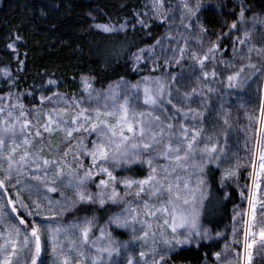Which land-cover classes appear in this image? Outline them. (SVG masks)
Here are the masks:
<instances>
[{"label":"snow or ice","instance_id":"6c2138e0","mask_svg":"<svg viewBox=\"0 0 264 264\" xmlns=\"http://www.w3.org/2000/svg\"><path fill=\"white\" fill-rule=\"evenodd\" d=\"M230 2L211 7L228 14L223 9ZM148 7L151 14H137L132 27L139 24L150 33L159 23L169 31L133 53L134 70L147 53L152 71L175 65L179 73L144 76L136 83L121 79L99 88L84 76L79 97L52 91L57 81L49 80L51 95L41 94L39 107L29 109L23 97L31 94L11 91L16 81L9 69H0L9 87L0 96V264H168L176 246L211 239L201 223L209 198L205 177L219 171L223 188L238 182L241 168L238 158L231 163L239 149L234 150L237 130L226 97L247 96L251 104L254 93L259 116H247L244 139L250 154L244 165L250 169L248 212L237 213L243 219L242 249L230 251L225 244L214 259L264 264V46L250 40L256 31L264 33V17L248 19V4H234L228 28L242 36H236L225 59L220 37L205 43L200 17L210 5L204 0H182L175 32L176 15L167 0H152ZM96 27L125 32L127 23ZM188 80L194 84L185 87ZM197 99L201 107L193 108ZM57 134L61 141L53 146ZM111 208L119 210L101 225L96 213ZM117 231L128 232L129 241L116 239ZM239 244L234 225L232 248Z\"/></svg>","mask_w":264,"mask_h":264},{"label":"trees","instance_id":"16d2710c","mask_svg":"<svg viewBox=\"0 0 264 264\" xmlns=\"http://www.w3.org/2000/svg\"><path fill=\"white\" fill-rule=\"evenodd\" d=\"M147 0H0V69L11 71L16 85L11 91L30 93L23 97L26 108H31V100L39 107L41 94L51 95L47 91L49 80L57 81L51 86L52 91H59L69 96L80 95L81 77L93 78L97 88L123 79L136 83L145 74L134 70L133 53L138 49L151 47L156 39L164 36L165 26L153 23L151 31L136 27L125 32L104 33L96 25L111 24L119 26L135 17L144 7ZM225 0H204L210 5L201 17L200 24L207 29V38L216 41L220 37L222 48L229 54V47L234 39L228 25L234 22L230 14L238 0H231L221 11L211 7ZM252 9V14L264 15V0H244ZM238 13L239 8H235ZM227 34V35H226ZM19 37V39H17ZM12 44L15 49L9 48ZM179 73L178 71H176ZM185 87L194 84V80L183 82ZM9 91V87L0 81V94ZM198 102V103H197ZM193 103L201 107L199 100ZM212 103L215 104L213 98ZM229 105L233 116V124L237 130L233 134L235 149L239 151L233 156L234 164L240 156L245 155L243 136L249 129V120L245 121V113L257 117V100L255 93L251 104L248 97L237 99L229 97ZM193 107V106H192ZM247 125V128L244 125ZM257 123H252L255 127ZM250 130L247 131V133ZM246 133V134H247ZM61 136L51 138L53 146L60 144ZM234 149V150H235ZM242 161H240L241 164ZM87 163V161H86ZM229 166V165H226ZM240 181L250 183L248 171L242 166ZM219 171L205 177L208 181V194L215 197L219 209L215 216L202 219L203 225L210 230L211 239H195L187 244L176 246L168 258V264H213L214 253L219 252L224 239L216 234L227 229L230 222L231 209L239 204V193L229 188L227 197L222 194L218 183ZM101 210L96 213L101 225L112 211ZM82 215V213H81ZM223 234H221L222 236ZM116 239L126 241V237L114 233ZM48 264L49 261H48Z\"/></svg>","mask_w":264,"mask_h":264},{"label":"rangeland","instance_id":"374dc122","mask_svg":"<svg viewBox=\"0 0 264 264\" xmlns=\"http://www.w3.org/2000/svg\"><path fill=\"white\" fill-rule=\"evenodd\" d=\"M167 2L169 4H171L172 9H173V11H174V13L176 15L175 24L173 25V29H172L173 32H175V30L180 25L179 10H180V8L182 6V0H167ZM151 3H152V0H147V2L144 5V7L137 14H143L145 12H149V15H150L151 13H150V9H149L148 6L151 5ZM137 14L135 15V17L133 19L125 22V23H127V29H133L132 25L135 23V21L137 19ZM201 17H200V20H201ZM262 17H264V15ZM125 23H123V24H125ZM117 27H119V26H117ZM136 27H141V26L139 24H136L134 28H136ZM179 30L180 31H183V29H179ZM168 31H169V28H168L167 25H165V33L168 32ZM194 31H198V29H194ZM165 33H164V35H165ZM237 35H241L242 36V33H236V32H234V39H233V41L235 40V38H236ZM250 40L253 43H255V45L257 47L264 46V33L260 32V31H256L255 33H253L250 36ZM210 42H212V41H210L209 38H207L205 40V43L206 44L207 43H210ZM232 44H233V42H232ZM192 46H193V49L194 50H196V51H199L200 50L199 48H197L195 46L194 43H193ZM237 47H239V45H237ZM13 49H15L14 46H13ZM222 49H224V48H222ZM156 51L159 52V48H157ZM147 55L148 54L145 53V59L139 64L138 69H137V70L143 72V74H145L144 76H160L162 73H166V72L177 73L176 71H178V72L181 71V67L180 66H175V65L172 66V67H170V68L160 67L156 71H152L153 64H152V61L147 58ZM223 55H224V58L225 59H229L231 57V55H232V45L229 47V54H226V51H225L223 53ZM132 64H133V59H132ZM182 67H183L184 70H187V64H184ZM218 74H219V76L221 78H223V76L225 75V73H218ZM2 80H3V77H2V75H0V81H2ZM219 86L220 85H213V87H219ZM6 94L7 93L0 94V96L6 95ZM226 100L229 102V97H226ZM174 102H176V101L174 100ZM196 102H197V100H196ZM35 104L36 103L33 100H31V105H32L31 108H33L34 106L37 107V105H35ZM215 104H216V100H215ZM191 106H193V108H200L196 104L195 105L192 104ZM244 116H245V121H247L248 120L247 119L248 113H245ZM41 122H43V121L41 120ZM258 126L259 125L257 123L255 127H258ZM244 127L247 128L246 123H245ZM235 134L236 133H234V135ZM246 135L248 137H251L253 135V133L250 130ZM244 139H245V135L243 136V143H244ZM235 144L236 143H234V145ZM249 147H251V144L249 145ZM234 149H235V147H234ZM249 157H250V154H248V153H245V155H243V157L240 156L239 162L242 161L241 162L242 166L247 165L249 163ZM69 159H71V158H69ZM225 167H228V166L225 165ZM241 171H242V169H239L238 182L228 181V182H226L225 187H223V188L220 187L222 189V191H223L222 194H223L224 197H227L228 196V193H229L228 191H229V188L230 187L231 188H234L239 193V200H240L239 204H237L236 206H234L231 209V212H230V222H229V225H228L227 229H225L223 232L220 233V234H223L221 236V238L224 239L223 244L221 246V249L219 251V252H222V253L224 252L225 244H228L229 245V250L230 251H235V250H238V249H242V243H243V219L241 218L240 215H237V213L244 214V213L248 212V204H247L246 197L248 196L247 188L250 186V183L248 185V184H245L242 181H240V173H241ZM220 175H221V173L219 172V176H218L219 186H220ZM241 193H243V197L241 196ZM57 198H58V196H57ZM218 209H219V206H218V203H217L215 197H212L211 198V196L209 195V198L204 203V208H203V212H202V219H206V221H208L210 217L216 215V213L218 212ZM234 216H236V220L235 221L233 220V217ZM244 218H246V217H244ZM202 219H201V223H202ZM234 225L237 228V235H238L239 241H240V244L235 249L232 248L233 227H234ZM255 230L258 231V229H255ZM115 233L116 234H121L122 236L126 237L127 238L126 241H129V239H130V234L128 232L117 231ZM157 239H159V238H157ZM133 244L134 245H138L139 242H135L134 241ZM141 248H142V246L141 247H138L137 248V252L139 250H141ZM175 249H177V248H174V250ZM253 251H254V254H255V246H254ZM133 254L136 255V253H133ZM229 259H231V256H229ZM49 263L51 264V260H49ZM149 264H151L150 261H149ZM205 264H208V263H205ZM213 264H217V262L215 261V263H213Z\"/></svg>","mask_w":264,"mask_h":264}]
</instances>
